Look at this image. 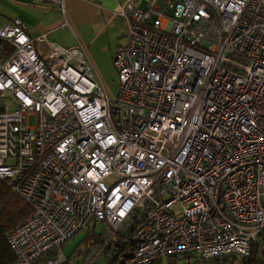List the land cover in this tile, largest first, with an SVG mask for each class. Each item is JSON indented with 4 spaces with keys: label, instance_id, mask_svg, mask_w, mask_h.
<instances>
[{
    "label": "built area",
    "instance_id": "2783aa9c",
    "mask_svg": "<svg viewBox=\"0 0 264 264\" xmlns=\"http://www.w3.org/2000/svg\"><path fill=\"white\" fill-rule=\"evenodd\" d=\"M117 13L116 94L82 44L0 17V179L33 209L7 235L17 264H69L80 234V264L251 255L264 0H123Z\"/></svg>",
    "mask_w": 264,
    "mask_h": 264
},
{
    "label": "crops",
    "instance_id": "0c3cea01",
    "mask_svg": "<svg viewBox=\"0 0 264 264\" xmlns=\"http://www.w3.org/2000/svg\"><path fill=\"white\" fill-rule=\"evenodd\" d=\"M25 9L37 8L43 0H13ZM123 0H64L62 5H54L52 9L57 12V18L52 23H37L28 27V20L21 15L12 17L22 18L27 25L28 32L37 36L42 32L55 33L59 26L68 25L73 29L79 44H82L92 62L96 57L110 54L114 59L119 44L125 39L126 26L117 13L118 6ZM1 4V0H0ZM4 16V15H3ZM2 18H12L11 16ZM50 38V37H49ZM51 39V38H50ZM57 42V40H53ZM60 44V43H59ZM114 64V62H113ZM95 65V64H94Z\"/></svg>",
    "mask_w": 264,
    "mask_h": 264
},
{
    "label": "rangeland",
    "instance_id": "374dc122",
    "mask_svg": "<svg viewBox=\"0 0 264 264\" xmlns=\"http://www.w3.org/2000/svg\"><path fill=\"white\" fill-rule=\"evenodd\" d=\"M54 5H62V3L43 0L42 4L37 6V8L30 7L29 9H25L13 0H1L0 13L2 16L4 15L3 17L21 15V17L28 20V27L30 28L39 22L49 25V23L55 21L58 13L52 9ZM64 26L66 27L59 25L54 30L55 33L49 34V37L57 40L58 43L67 48L78 46L79 43L73 34V29L68 25ZM93 63L95 64L96 74L99 79L111 93L116 94L118 89V71L113 64L112 56L105 54L96 57ZM30 123H34V120L32 119ZM85 237V235L80 234L65 245L64 250L70 257L69 264H80L81 255H79V252L89 243V239H85ZM169 259H176V262L171 264H187L185 256H173L169 257ZM193 261L195 260H191L188 264H194ZM163 264H166V262Z\"/></svg>",
    "mask_w": 264,
    "mask_h": 264
},
{
    "label": "trees",
    "instance_id": "16d2710c",
    "mask_svg": "<svg viewBox=\"0 0 264 264\" xmlns=\"http://www.w3.org/2000/svg\"><path fill=\"white\" fill-rule=\"evenodd\" d=\"M33 213L31 205L19 195L12 194L11 188L5 180L0 179V264H17L16 255L10 248L7 235L16 225L24 222ZM88 248L85 246V249ZM194 264H264V231L253 243L251 255L240 257L237 255L221 256L212 259L190 257L187 261ZM175 263L176 259L168 258L166 264ZM70 263V261H69ZM151 264H163L160 259Z\"/></svg>",
    "mask_w": 264,
    "mask_h": 264
}]
</instances>
